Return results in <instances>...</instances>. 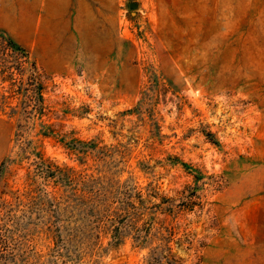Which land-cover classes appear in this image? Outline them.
<instances>
[{
    "label": "rangeland",
    "instance_id": "obj_1",
    "mask_svg": "<svg viewBox=\"0 0 264 264\" xmlns=\"http://www.w3.org/2000/svg\"><path fill=\"white\" fill-rule=\"evenodd\" d=\"M33 151L134 205L118 247L60 255ZM2 166L0 264H264V0H0Z\"/></svg>",
    "mask_w": 264,
    "mask_h": 264
},
{
    "label": "trees",
    "instance_id": "obj_2",
    "mask_svg": "<svg viewBox=\"0 0 264 264\" xmlns=\"http://www.w3.org/2000/svg\"><path fill=\"white\" fill-rule=\"evenodd\" d=\"M7 42L13 45L10 39ZM39 135L44 138L61 136L55 133L49 125L45 124L41 125ZM58 138L59 140L57 141L69 152L77 155L81 162L83 159L79 155H83L84 158L87 155V151L81 148L80 145L92 148L95 146V143L92 141L84 143L75 138L66 139L64 136ZM29 143L33 144L32 142ZM27 154L33 156V159H31L32 163L30 164L36 166L37 169L34 172L37 174L33 173L32 175L28 172L29 179L31 181L34 180V177L53 179L57 184L56 187L63 190L48 194L53 201H56L55 207L57 209L51 214H54V216L49 215V219L54 218V220L43 224V230L50 235V239L53 238L52 240L55 243H57L58 239L60 240V255H62L61 253L64 250H72L73 255L78 254L80 251H85L91 247L93 241H100L101 237L108 239L107 247L109 248L114 249L121 244L117 224L123 213V216L127 217L134 215V205L131 202L121 201L119 198L113 202L109 200L107 194L102 192V190H95L92 186H88L97 180L92 176L82 173L77 174L73 170L71 171V169L60 168L52 164H50L51 166H44L42 164L45 160H43V155L40 152L33 151V153ZM27 154H24V156ZM181 165L184 166L185 164L181 163ZM2 171L3 166L0 168V173ZM78 184L82 185V189L77 187ZM64 188H68L69 191L64 193ZM159 200L160 202L154 206L155 208L172 202L171 199L165 197H159ZM2 236V230L0 229V240H2ZM63 236L65 237L64 240H62Z\"/></svg>",
    "mask_w": 264,
    "mask_h": 264
},
{
    "label": "water",
    "instance_id": "obj_3",
    "mask_svg": "<svg viewBox=\"0 0 264 264\" xmlns=\"http://www.w3.org/2000/svg\"><path fill=\"white\" fill-rule=\"evenodd\" d=\"M136 7H137V4L134 3V2L128 4V9H129V10H133V9L136 8Z\"/></svg>",
    "mask_w": 264,
    "mask_h": 264
}]
</instances>
